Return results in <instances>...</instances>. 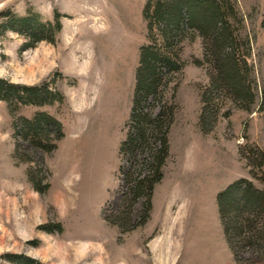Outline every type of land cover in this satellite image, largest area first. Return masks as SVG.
<instances>
[{"label": "rangeland", "instance_id": "obj_1", "mask_svg": "<svg viewBox=\"0 0 264 264\" xmlns=\"http://www.w3.org/2000/svg\"><path fill=\"white\" fill-rule=\"evenodd\" d=\"M146 2L11 0L4 6L0 0V48L9 45L5 32L16 31L10 25L19 18L38 15L40 24L56 27L58 15L60 23L37 41L20 33L28 40L18 55L30 48L34 63L22 62L17 71L39 84L0 79L18 86L20 96L11 91L8 101L0 98V264H264V245L235 232L226 237L217 206L218 193L239 179L264 190V107L248 111L214 90L216 115L208 119L211 129H202L201 93L210 79L197 33L174 34L171 51L181 69L140 102L151 117L161 109L173 113L161 177L151 190L146 181L154 174L159 136L148 127L146 141L127 143L128 132L136 133L129 118L141 47L161 45L155 26L148 38ZM236 6L261 87L264 0H236ZM43 85L50 99L28 100L25 88ZM42 114L61 124L57 131L43 122L49 151L26 133L27 121Z\"/></svg>", "mask_w": 264, "mask_h": 264}, {"label": "trees", "instance_id": "obj_2", "mask_svg": "<svg viewBox=\"0 0 264 264\" xmlns=\"http://www.w3.org/2000/svg\"><path fill=\"white\" fill-rule=\"evenodd\" d=\"M58 17L57 15L55 19L56 27L51 23L40 24L38 15L19 18L16 25L10 26L19 33L27 34L30 40L37 41L48 38L45 33L60 29ZM144 17L147 21L149 40L155 26L156 34L161 38V45L155 43L141 47L129 118V125L136 126V133L133 137L131 132H128L127 143L137 139L146 141L148 127H151L152 134L159 136V149L153 153L154 174L146 181L151 190L154 181L161 177L159 168L167 153V133L173 113L169 109H161L155 117H151L143 113L140 102L158 93L166 75L181 69V63L177 61L178 55L171 51L174 34L181 35L186 30H192L203 39V59L209 64L210 79L209 87L201 93L199 123L203 130L211 129L208 119L216 115L218 95L214 96V90L230 98L236 105L251 111L253 107H264V82L259 87L254 67L248 63L251 41L248 33L241 34L244 28L243 18L239 15L236 0H147ZM41 35L44 37H39ZM17 87L0 80V98L8 101L11 91L17 92L19 96ZM25 91L28 100L35 104L49 100L52 95L47 91L46 85L27 87ZM138 109H141L140 113L137 112ZM44 121L53 124L57 131L61 130L59 121L42 114L32 121H27L26 133L35 146L49 151L53 146H45L42 143ZM142 187L143 185L140 189ZM217 206L227 238L235 232L246 237L249 243L264 245V190L255 187L247 179H239L218 193Z\"/></svg>", "mask_w": 264, "mask_h": 264}, {"label": "clouds", "instance_id": "obj_3", "mask_svg": "<svg viewBox=\"0 0 264 264\" xmlns=\"http://www.w3.org/2000/svg\"><path fill=\"white\" fill-rule=\"evenodd\" d=\"M11 0H5V5L10 3ZM0 11H2V7H0ZM11 11L16 12V9H11ZM18 15H25L26 13L16 12ZM42 22H44L42 20ZM5 23V18L0 16V24ZM5 36L9 38V45L0 48V54L8 57V59H0V79H4L11 84H32L37 85L41 82V80H37L35 77L32 79H24L22 77V73L18 72L17 69L23 62L25 65L29 62L34 63V60L31 56V49L23 51L22 56L18 55V49L21 45H23L28 38L25 35H22L12 29H7L5 32ZM47 69H44L41 72V77L47 74ZM49 89L54 91L51 84H49Z\"/></svg>", "mask_w": 264, "mask_h": 264}, {"label": "bare ground", "instance_id": "obj_4", "mask_svg": "<svg viewBox=\"0 0 264 264\" xmlns=\"http://www.w3.org/2000/svg\"><path fill=\"white\" fill-rule=\"evenodd\" d=\"M101 256V255H100ZM107 261V260H106Z\"/></svg>", "mask_w": 264, "mask_h": 264}]
</instances>
